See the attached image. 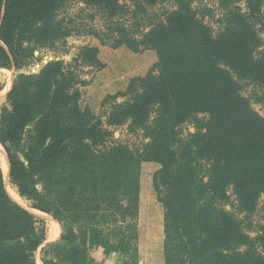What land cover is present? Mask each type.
<instances>
[{
    "label": "trees",
    "instance_id": "trees-1",
    "mask_svg": "<svg viewBox=\"0 0 264 264\" xmlns=\"http://www.w3.org/2000/svg\"><path fill=\"white\" fill-rule=\"evenodd\" d=\"M73 1L104 19L103 30L83 31L99 44L73 59L95 68L94 79H78L63 62L25 73L36 51L79 34L59 17ZM218 1L214 32L194 0H0V69L16 71L0 107V145L9 182L31 209L62 228L64 218L91 222L89 248L119 253L123 264L140 263L139 215L147 244L162 245V264H264V114L252 107L253 98L264 105V0ZM164 2L173 6L165 14L149 11ZM115 96L124 101L109 103ZM187 124L194 132L183 135ZM121 126L148 141L132 151L114 139ZM143 163L159 166L145 214ZM124 184L122 212L120 202L106 215L95 197L83 201L100 189L119 201ZM41 222L8 196L0 169V264H36Z\"/></svg>",
    "mask_w": 264,
    "mask_h": 264
},
{
    "label": "rangeland",
    "instance_id": "rangeland-1",
    "mask_svg": "<svg viewBox=\"0 0 264 264\" xmlns=\"http://www.w3.org/2000/svg\"><path fill=\"white\" fill-rule=\"evenodd\" d=\"M172 7H173L172 3L170 2L158 3L155 6L151 7L149 11L151 13H154L155 15H163L167 11H169ZM239 7L242 8V10L244 11L242 4H240ZM220 8L221 6L218 0H194L193 2V9L201 17L204 15V18H203L204 22L208 26H210L214 32H216L221 25V23L219 22L221 19V15H222ZM206 10H210L211 12H205ZM91 15H93V18H90ZM59 17L72 20L73 27L76 30L80 31L79 34L74 33L71 37L66 39L64 45H61L60 48L56 50L42 49V50L36 51L34 54V59L30 63L29 67L25 69L24 72L28 74H38L45 66H47L48 64L52 62H63L65 66L70 67V69L74 71L78 79L91 82L94 79L95 75L97 74L96 69L89 65H78L77 63L73 62V59L76 57L81 47L99 44L97 40L92 39L90 36L86 35L83 31L84 30L86 31V29L88 28L103 30L104 19L101 13L97 12L95 9L85 7L83 4L77 1H73L67 4L66 7L63 10H61V12L59 13ZM126 19L127 17L125 18V20ZM106 49H107L106 51L108 52L103 54L104 58L109 57L112 51H114L111 48H106ZM124 59L125 58L122 57L121 61H123ZM108 62L111 63V61H108ZM119 70L121 73L123 72L121 69ZM15 74H16V71L14 69H11V70L0 69V82L3 86V89H2L3 94L0 95V107L5 103L6 96L12 87ZM255 92L256 90H254L251 86H249V87H246V89L244 90V95L251 97L253 93ZM123 101H124L123 97L115 96L109 101V103H112V102L121 103ZM252 107L259 114L261 115L264 114V105H260L254 102V98L252 99ZM100 112L102 111L99 107L97 108L95 113L100 114ZM113 130H114V139L119 140L120 142L128 146L129 149H131L132 151L140 149L142 147V144L148 141L147 139L143 137L142 133H140L139 131L130 132L127 126L115 127L113 128ZM189 132L191 133L194 132L193 126L189 124L183 126L182 128L183 135H186ZM158 168L159 166L155 164L143 163L142 165L141 172L144 176V179L142 180V189H143V193L145 192V194H143L142 196V199L145 200L147 198V200L143 203L144 204V207L142 210L143 214L146 213V212L144 213L146 204H150L151 200L155 198V195L153 194V191L151 188L152 186L151 176ZM137 169H138V166L136 164L134 165L132 172L137 173ZM8 181H9V177H8ZM106 184L108 183L100 182L99 186H103ZM9 186L16 193V190L11 186L10 182H9ZM116 191L120 193V195L118 196L119 201L117 197L113 195L115 193V190L103 191V189H100L98 190L97 195H90L89 193L86 192L82 195V197H84L83 201H88V202L91 201L90 199H92V197H95L94 199L101 205V207H103L107 215L108 213H110V210L113 211L115 209L116 206L114 203L120 202L123 205L121 207L122 209L120 210L121 212L125 209V205L129 203L130 197L127 195L128 190H125V184L122 187H117ZM65 193L67 196L65 199L69 201L70 195L68 194L66 190H65ZM104 199H106V201H104ZM18 201L21 205L18 202H15V201L14 202L20 205L21 207L23 206V208H25L26 210L31 209L30 204L27 201L21 198ZM152 202L154 201L152 200ZM110 204H114L112 208H110ZM155 206L157 205L155 204ZM144 216L146 217V215ZM65 217H67V215H65ZM261 217H262L261 213H256L255 215H253L251 218L253 224L255 225L258 221H260ZM38 218L42 221L41 223H39L38 229L44 228L45 236L47 235V238H48L49 237L48 235L49 221L44 218H40V217ZM64 219L65 220L63 222V233L68 238L71 237V238H78V239L84 240L85 234L88 235L89 233V227L91 225V222L79 221L77 223H73L67 218H64ZM115 222L116 221L113 222V217L109 218L107 222L104 224V228L106 229L107 227H114ZM144 222H145V218L139 215L138 226H139L140 234H141L139 238V249L141 251V257H140L139 264H162L163 262H161L160 260L161 258H163L162 245L160 247H157L155 243L147 244L148 239L151 237L149 233L147 234L144 232L145 231ZM131 223H133V221L130 219H127L121 225H128ZM156 233H152L153 236H156ZM251 235H254V234H251ZM49 240H51L50 237H49ZM160 240L162 242L163 237L162 239L160 238ZM78 245L80 249V244ZM143 249H145L144 254H143ZM53 250L54 248H49L48 246L46 247L41 246L35 253L36 264H43L42 263L43 259L50 260V257L52 258L50 254H52ZM120 259L121 261L124 260L122 256Z\"/></svg>",
    "mask_w": 264,
    "mask_h": 264
},
{
    "label": "crops",
    "instance_id": "crops-1",
    "mask_svg": "<svg viewBox=\"0 0 264 264\" xmlns=\"http://www.w3.org/2000/svg\"><path fill=\"white\" fill-rule=\"evenodd\" d=\"M49 244H55V248L52 251V260L58 264H123L125 261L124 256L119 253L105 255L101 248L90 249L87 234H85L84 240L68 238L63 233L61 226L57 239L49 240V237L45 236L42 246L46 247ZM78 244H80V249ZM121 256L124 258L122 261L120 259Z\"/></svg>",
    "mask_w": 264,
    "mask_h": 264
},
{
    "label": "bare ground",
    "instance_id": "bare-ground-1",
    "mask_svg": "<svg viewBox=\"0 0 264 264\" xmlns=\"http://www.w3.org/2000/svg\"><path fill=\"white\" fill-rule=\"evenodd\" d=\"M3 94V90L0 92V95ZM8 168H9V164H8V160L6 157V154L4 153L2 147L0 146V169L2 171V175H3V179H4V187L5 190L7 192V194L9 195V197L15 201L19 203V197L18 195L11 189V187L9 186V181H8ZM20 204V203H19ZM21 205V204H20ZM23 207V206H22ZM28 210V209H27ZM30 213L40 217V218H44L47 219L49 221V226H48V235L50 237L51 240H55L58 238L59 233H60V226L59 224L54 221L50 216L41 213L39 211L33 210V209H29L28 210Z\"/></svg>",
    "mask_w": 264,
    "mask_h": 264
},
{
    "label": "water",
    "instance_id": "water-1",
    "mask_svg": "<svg viewBox=\"0 0 264 264\" xmlns=\"http://www.w3.org/2000/svg\"><path fill=\"white\" fill-rule=\"evenodd\" d=\"M1 146V145H0Z\"/></svg>",
    "mask_w": 264,
    "mask_h": 264
}]
</instances>
